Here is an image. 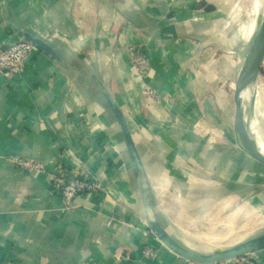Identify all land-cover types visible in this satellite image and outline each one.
Masks as SVG:
<instances>
[{
    "label": "crops",
    "instance_id": "obj_1",
    "mask_svg": "<svg viewBox=\"0 0 264 264\" xmlns=\"http://www.w3.org/2000/svg\"><path fill=\"white\" fill-rule=\"evenodd\" d=\"M231 2L0 0V50L27 34L61 59L36 49L20 76L0 73V264H184L146 227L119 129L91 74L121 110L176 241L205 239L192 234L217 220L233 226L264 197V167L234 140L248 48L229 44ZM135 50L147 56L143 73ZM261 112L264 60L250 122L258 147ZM16 159L44 171H23ZM59 172L96 177L102 188L67 204L51 187ZM148 247L154 259L143 255ZM250 258L264 264V250Z\"/></svg>",
    "mask_w": 264,
    "mask_h": 264
},
{
    "label": "water",
    "instance_id": "obj_2",
    "mask_svg": "<svg viewBox=\"0 0 264 264\" xmlns=\"http://www.w3.org/2000/svg\"><path fill=\"white\" fill-rule=\"evenodd\" d=\"M23 41L28 42L38 51L43 52L57 62L59 56L46 43L27 34H21ZM264 60V12L249 47L244 55L238 72L234 92L233 133L237 147L250 159L264 167V154L255 144L250 134V122L253 116L254 102L261 65ZM91 80L119 129L121 139L133 173L134 184L139 195L143 219L147 229L167 250L184 262L195 264H215L250 256L264 250V232L236 243L226 249L211 253H196L176 241L162 224L153 202L150 186L147 182L142 163L131 139L126 120L99 79L91 74Z\"/></svg>",
    "mask_w": 264,
    "mask_h": 264
},
{
    "label": "rangeland",
    "instance_id": "obj_3",
    "mask_svg": "<svg viewBox=\"0 0 264 264\" xmlns=\"http://www.w3.org/2000/svg\"><path fill=\"white\" fill-rule=\"evenodd\" d=\"M231 1L232 2L227 9L229 21L228 28H231L230 30L234 35L232 37L233 39L229 41V44L233 45L234 49L237 48L239 50L243 48L246 50L249 47L252 37L260 22L261 12H264V0ZM256 9L258 12H256ZM262 119L264 124V116ZM262 131H264V125L263 129H261V132ZM258 138L263 143V137L259 136ZM262 143L258 145L259 148L264 149V145H262ZM262 196L263 195L255 196L256 198H254L252 201L253 204L249 203L246 205L247 207H245V211L241 215L242 217L233 226L227 227L225 224L222 225L220 222H218L221 220H217L216 225L211 223L210 226L202 229V231L198 233L194 232L193 234L191 233L192 235H204L206 236L205 239H200L197 237L194 239L190 238L187 241L188 243H185L187 246H183L186 248L189 247V250L191 248V251L196 253H211L218 249L229 248L238 242L244 241L264 232V197ZM235 207V205L231 206L229 209H227V212L224 213V215L234 210ZM251 212L255 213V216L258 215V220H253L252 216L250 215ZM188 237H190V233H188ZM223 237H225V239H223L224 241H216V239L221 240ZM200 240H203L204 242L202 243ZM180 244L182 245V243Z\"/></svg>",
    "mask_w": 264,
    "mask_h": 264
},
{
    "label": "built area",
    "instance_id": "obj_4",
    "mask_svg": "<svg viewBox=\"0 0 264 264\" xmlns=\"http://www.w3.org/2000/svg\"><path fill=\"white\" fill-rule=\"evenodd\" d=\"M36 48L28 42L19 40L12 43L7 49L0 50V73L6 77L20 76L26 66V63L31 59L35 53ZM130 58L133 59L134 65L139 73H143L147 67V56L138 50H135ZM14 163L26 172H42L44 166L40 163H33L16 159ZM68 173L59 172L58 175L53 176L51 187L58 195L69 203L74 197L83 196L85 194H94L101 190L102 186L96 177H88L82 174H71V178L67 177ZM143 255L146 258L154 259L155 251L152 248L145 249ZM250 256H243L241 258L215 263V264H259L252 260ZM184 264H195L184 262Z\"/></svg>",
    "mask_w": 264,
    "mask_h": 264
},
{
    "label": "bare ground",
    "instance_id": "obj_5",
    "mask_svg": "<svg viewBox=\"0 0 264 264\" xmlns=\"http://www.w3.org/2000/svg\"><path fill=\"white\" fill-rule=\"evenodd\" d=\"M256 8H257V3H256ZM256 12H257V9H256ZM262 15H263V13H262ZM262 15H261V17H262ZM257 16V15H256ZM262 114L261 115H263L264 116V112H261ZM257 142H258V144H260V143H262L261 141H260V139L259 138H257ZM262 145H264V138H263V143H262ZM260 150L262 151V153L264 154V149L262 148H260ZM239 243V242H238ZM190 250H191V248H190Z\"/></svg>",
    "mask_w": 264,
    "mask_h": 264
}]
</instances>
